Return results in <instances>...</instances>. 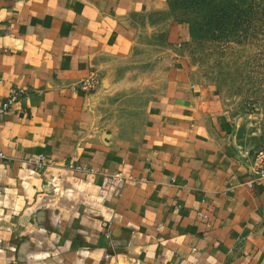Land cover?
I'll return each mask as SVG.
<instances>
[{
    "label": "crops",
    "instance_id": "1",
    "mask_svg": "<svg viewBox=\"0 0 264 264\" xmlns=\"http://www.w3.org/2000/svg\"><path fill=\"white\" fill-rule=\"evenodd\" d=\"M169 14L166 0H0V106L30 95L0 122V264H264V180L249 187L264 145L237 144ZM143 35L138 53L162 37L171 54L156 91L118 79ZM33 155L54 165L34 173Z\"/></svg>",
    "mask_w": 264,
    "mask_h": 264
},
{
    "label": "rangeland",
    "instance_id": "2",
    "mask_svg": "<svg viewBox=\"0 0 264 264\" xmlns=\"http://www.w3.org/2000/svg\"><path fill=\"white\" fill-rule=\"evenodd\" d=\"M166 1L171 26H180L185 31V61L191 78L211 92L231 115L238 145L244 142L264 145V0ZM137 44L139 48L134 57L139 68L131 76L121 71L118 79H125L126 85L137 82L135 91L145 88L141 84L146 83L147 89L156 91L167 77L171 54H164L168 48L162 43V37L146 44L144 51L147 52L142 55L138 52L145 45V35ZM172 45L169 44L170 48ZM176 46L182 48V44ZM91 88L90 93L96 90L95 85ZM40 156H30L26 161L34 173L54 165L50 161L41 170L37 169L30 160ZM69 165L64 168L69 170ZM42 190L51 193L57 187L47 181Z\"/></svg>",
    "mask_w": 264,
    "mask_h": 264
},
{
    "label": "built area",
    "instance_id": "3",
    "mask_svg": "<svg viewBox=\"0 0 264 264\" xmlns=\"http://www.w3.org/2000/svg\"><path fill=\"white\" fill-rule=\"evenodd\" d=\"M90 87L93 86V83L91 82ZM88 86V85H86ZM29 92L22 90V89H16L13 88L9 91L8 96L6 99L3 101V103L0 106V122L3 120L5 115L9 113L11 110L15 108L16 105L21 103L24 99L29 98ZM0 158H4V155L0 152ZM30 162L34 164L37 169H42L46 165L50 164V160L45 157V156H40L37 160L31 159ZM69 170L76 172V173H81L84 175H92V174H97L98 172L90 167L84 166V165H76V164H70L69 165ZM255 179L256 181H251L249 183V187H253L255 182L257 181H262L264 180V166H258L256 167L254 171ZM112 183V182H111ZM200 217H204V215L199 214ZM110 232L108 233V236H110Z\"/></svg>",
    "mask_w": 264,
    "mask_h": 264
}]
</instances>
